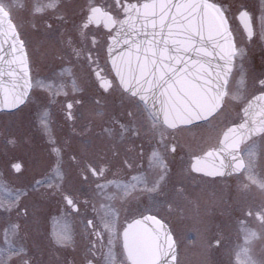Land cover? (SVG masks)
I'll return each instance as SVG.
<instances>
[{
  "label": "rangeland",
  "instance_id": "obj_1",
  "mask_svg": "<svg viewBox=\"0 0 264 264\" xmlns=\"http://www.w3.org/2000/svg\"><path fill=\"white\" fill-rule=\"evenodd\" d=\"M36 1L39 0H0V4L9 12L14 26L15 24L20 26L22 43L30 58L27 61L38 65H47L48 56L45 55L49 48L55 54H62L61 59L67 55L65 43L76 38L77 29L75 27L82 28L79 20L82 8L97 0H52L56 5L52 9H45L47 11L44 10L34 24L36 14L32 13V3L35 4ZM40 22L41 24L37 26ZM29 26H31V31ZM107 42L109 43V41ZM90 45L91 41L87 39L86 46ZM61 59L54 57V61L51 63L60 65L64 63V60ZM254 69L253 71L249 67L244 69L236 64L231 72L230 67L231 73L229 72L221 101L224 107L221 108L220 104L219 111H216L215 115H210L209 119L197 124H190V126H179L172 131L168 130V126L164 128L159 122L152 120L155 114L149 107H143L141 102L123 92L117 83L114 84L111 92L105 96L106 100H101L100 117L105 126H108L102 129L101 135L105 136L104 140H111L110 142L105 141L104 146L108 147L113 142L115 146L112 145V147H118L131 140L128 137L122 139L123 135L138 134L145 145L144 153L149 155L144 157L147 167L142 169L146 181L143 182L142 190H140L137 182L134 181L135 177L129 178L131 180L129 183H133V188L127 186L123 188V195L118 200L121 205L118 203L114 205L108 191L101 192L99 209L102 230L105 231V236L108 235V230L113 236L111 243L107 245L106 251L103 250L100 257L95 255L96 250L91 246L93 237L87 235L89 234L87 227L89 219L85 215V223H76L72 228L74 231L68 232L65 228L68 224L66 220H54L53 229L56 236L54 239L60 242L61 247L56 248L57 246L51 243L50 246L41 250L42 264H67L66 259H68V264H80L83 260H89L92 264H129L119 243V230L123 224V216L128 214L130 209V205L127 203L131 200L136 202L137 199L138 208L143 210L142 212L158 211L162 208L163 203L165 209L173 208V212H162V217L167 222L166 226L168 225V230L173 236L174 264H237L241 258L242 264H252V262L264 264V239L249 240L251 232L254 231L257 234L264 232V220L259 222L247 214L248 211L262 212L264 208V136L252 138L255 144L246 142L239 147L242 157L249 150L254 153L252 158L254 167L251 176L244 168H241L239 172L225 175L227 178H223L224 176L217 178L219 175L190 171L188 166L193 155H197L196 157L199 158L203 153L210 151L209 148H216L217 139L222 130L229 128L227 123L237 121L230 112L232 105L248 93L262 91L255 82L262 80L264 71H258L255 67ZM225 96L233 97V99L229 103H224ZM32 108L33 103L30 101L25 103L23 108L21 106L16 110L8 111V113L0 111V120L3 121L5 134L4 154L7 155L3 158L4 164L3 162L0 164V172L3 171L4 177L11 175L9 168H12L15 163L13 159H17L16 163H21L24 166L20 172H25V175L21 176L18 173L17 177L26 176L28 172L30 177H33L34 171L36 173L37 170L39 172L44 170L41 173L43 174L47 170L44 162L50 160V154H48L47 146L44 143L36 141V137L31 140L30 136L29 140L23 138L25 143L20 146L17 144L15 146L12 142V136L16 135V131L20 128H23L21 134L24 133V136H28L26 130H31L33 135V130H37L35 134L39 135L45 129L63 127L62 121L52 120L49 122L47 117L33 123L32 116H30L31 113L33 114ZM110 118L123 120L125 124L120 130L121 132L118 128L110 129L108 123ZM156 119L160 121L158 118ZM164 126L166 125L164 124ZM8 135H11L10 138L7 137ZM151 136L158 138V141L152 144ZM37 138L42 141L40 137ZM137 144L132 142L126 144L125 148L129 150L125 154L129 155L131 152L133 154L134 151L133 156L136 157ZM171 145H173V153L169 150ZM158 150L163 152V169L154 160H151ZM177 154L180 155V161L174 166L172 160ZM10 159L11 162H9ZM74 168L63 166L60 170H55L52 176L59 177L61 173L69 179V182L80 183L82 179L78 178L79 175L74 172ZM160 189H163V201L158 200L157 194ZM1 193L3 195L0 198V218L2 217L1 212H26L25 204L30 205L28 210L32 208L31 212H48L49 207L45 201H52L54 212L57 210L54 207V204L56 205L58 202V199L54 200L55 196L48 200H41L38 196L33 200V197L26 196L24 191V194L16 195L19 198L16 199L13 197L12 189L9 190L6 187H0ZM126 201L127 203H125ZM118 205L120 209L116 210L115 207ZM64 212L69 211L65 208ZM81 229L85 232L84 236L77 234ZM92 236H94L93 233ZM28 256L26 251V253H21L19 258Z\"/></svg>",
  "mask_w": 264,
  "mask_h": 264
},
{
  "label": "flooded vegetation",
  "instance_id": "obj_2",
  "mask_svg": "<svg viewBox=\"0 0 264 264\" xmlns=\"http://www.w3.org/2000/svg\"><path fill=\"white\" fill-rule=\"evenodd\" d=\"M144 1L146 0H97L83 7L79 14L82 28L75 27L77 29L76 38L65 43L64 47L67 55H64L61 59L62 54H55L49 48L45 55L48 56L47 65L28 62V53L26 52L25 45H23L25 54H27L26 62L30 90L24 102L17 108L21 106L23 108L25 103L32 101L33 114L31 113L30 116H32L33 123L43 117H47L49 122L52 120L62 121L63 127L45 129L39 135L35 134L37 130H33L34 135L31 134V130H26L25 132L28 136H24V133L21 134L23 128L18 129L16 135L12 136V142L15 146L16 144L20 146L25 143L23 138L29 140V136L31 140L36 137V141L44 143L47 146L48 154H50V160L44 162L47 170L43 174L41 173L44 170L41 172L37 170L36 173L34 171L33 177H30L29 172L26 176L21 177L25 175V172H20L24 166L21 163H16L17 159H13L15 161L14 165L12 168L8 167L11 175L4 177L3 171L0 172V187L12 189L13 197L16 199H19L16 195L24 194L25 191V195L32 196L33 200L38 196L41 200H48L50 197L55 196L54 200L58 199V202L56 205L54 204V207L57 209L56 212L52 208V201H45L49 207L48 212H31L32 208L28 210L30 205L27 204H25L26 212H1L0 264H19L23 260L24 262L21 264H42L41 250L45 249L46 246H50L51 243L55 244L56 248L61 247L60 242L54 239L56 237L55 230L53 229L54 220H66L68 224H66L65 228L68 232L75 227L76 223L81 222L84 224L85 215L89 219L87 223L89 234L87 235L88 237H93L91 246L96 250L95 255L100 257L103 254V250L106 251L107 245L111 243V237L113 236L110 230L107 231L108 235L106 236L105 231L102 230L99 209L101 192L108 191L114 205L116 203L121 205V202H118V200L123 195V188L125 186L133 188V183H129L131 181L129 178L135 177L134 181L137 182L139 189L142 190L143 182L146 181L142 169L147 167L144 157L149 156L144 153L145 145L142 138L138 134L123 135L124 138L122 139L128 137L131 140L122 143L118 147H112L113 142L108 147L104 146L105 141L110 142L111 140H104L105 136L101 135L102 129L108 126H105L104 122H102L100 110L101 100H106L105 96L111 92L114 84L116 85L117 83L119 88L125 92L119 85L108 62L106 54L107 41H109L118 21L128 8L137 6ZM205 1L218 8L230 33L233 48L231 72L234 70L236 64L238 67L240 66L244 69L249 67L253 71L255 67L258 71H264V11H262L264 9V0ZM55 5L52 0H39L35 4L32 3V13L36 14L33 23L36 24L37 17L40 18L41 13L45 9H52ZM25 19L29 22L28 18L25 17ZM64 21H66V18H64ZM14 27L18 37L23 41L20 26L15 24ZM29 30H32L31 26H29ZM87 39L91 41L90 46H86ZM89 47H91L90 50H87ZM68 55L69 57H67ZM54 57L64 60V63L53 65L51 61H54ZM262 79H264V76ZM259 92L256 91L253 95H257ZM125 93L128 94L127 92ZM131 97L141 102L136 97ZM141 105L147 107L142 102ZM152 120H156L164 128L167 127L158 121L156 117H153ZM108 123L111 130L118 128L119 131L123 129V124H125L119 118H110ZM227 124H229L227 126L229 127L230 123ZM3 127V121L0 120V164H2L4 156H7L4 154L5 134ZM178 127L167 128L172 131ZM10 136L8 135L7 137L10 138ZM220 136L221 134L217 139V147L214 149L218 148ZM37 137H40L42 141ZM151 137L152 144L158 141V138H155V136ZM130 142L138 143L135 152L136 157L133 156L134 151L133 154L132 152L129 155L125 154L129 150L125 148V145ZM240 146L241 144L237 148L239 155ZM172 147L173 145L169 148L171 153L174 152ZM214 149L209 148L208 150L214 151ZM196 156L193 155L191 157L188 165L190 171H193L191 165L194 158H197ZM151 160H154L163 169L164 156L162 151L158 150ZM172 161L175 166L180 161V155L177 154L176 157H173ZM9 162H11V159ZM242 162L244 164V161ZM201 165L208 167L209 164L206 162ZM63 166L65 168L75 167L74 172L79 175L78 178L82 179V182L73 184L61 173L59 177L52 176L55 170H60ZM18 173L21 175L20 177H17ZM221 177L223 176H218L217 178ZM223 178L227 177L224 176ZM23 187L25 188L23 189ZM1 195L3 194H0V198ZM157 196L159 201H163V189L158 191ZM127 204L130 205V209L128 214L123 216V224L119 230V243L126 260L127 258L122 247V230L125 226L143 216L154 217L158 222L166 226L167 222L163 220L162 212H173V208L165 209L164 203L158 211L151 210L144 212L138 208V199L136 202H132L131 200ZM119 205L115 207L116 210L120 209ZM65 208L69 212H64ZM251 212H247L248 216H252L259 222L262 219L264 220L262 212ZM7 217L11 219L8 221ZM166 227L168 229V225ZM92 233L94 236H92ZM77 234L84 236L85 232L81 229ZM114 239L116 238L114 237ZM26 251L29 256L19 258V255L26 253ZM65 262L68 264V259ZM242 263L241 258L237 264ZM80 264H92V262L83 260Z\"/></svg>",
  "mask_w": 264,
  "mask_h": 264
},
{
  "label": "water",
  "instance_id": "obj_3",
  "mask_svg": "<svg viewBox=\"0 0 264 264\" xmlns=\"http://www.w3.org/2000/svg\"><path fill=\"white\" fill-rule=\"evenodd\" d=\"M106 50L122 89L168 127L205 120L221 104L232 42L221 12L205 0H146L128 8ZM29 87L24 47L0 5V111L21 105ZM239 144L226 130L219 151L194 158L192 169L219 176L239 172ZM122 247L129 264H174L172 237L150 216L126 225Z\"/></svg>",
  "mask_w": 264,
  "mask_h": 264
},
{
  "label": "snow or ice",
  "instance_id": "obj_4",
  "mask_svg": "<svg viewBox=\"0 0 264 264\" xmlns=\"http://www.w3.org/2000/svg\"><path fill=\"white\" fill-rule=\"evenodd\" d=\"M264 11V9H262ZM256 85L261 89L257 95L248 93L243 98L237 100L235 104L232 105L230 112L237 123H231L230 127L227 129V134L229 138H238L239 143L252 142V139L257 136H264V79L255 82ZM245 87L247 88V83L245 81ZM224 107L223 104L220 106ZM216 111H219L217 109ZM216 113L213 112V115ZM205 119H209L205 117ZM254 153L249 150L245 152L244 156L240 159L244 161L243 168L248 173L249 176L252 175V168L254 167L252 158ZM250 214V213H249ZM260 238L264 239V232L257 234L256 232H251L249 240ZM219 243L218 241L216 242ZM255 264V262H252Z\"/></svg>",
  "mask_w": 264,
  "mask_h": 264
},
{
  "label": "clouds",
  "instance_id": "obj_5",
  "mask_svg": "<svg viewBox=\"0 0 264 264\" xmlns=\"http://www.w3.org/2000/svg\"><path fill=\"white\" fill-rule=\"evenodd\" d=\"M231 99H233V97L225 96L224 103H229Z\"/></svg>",
  "mask_w": 264,
  "mask_h": 264
}]
</instances>
